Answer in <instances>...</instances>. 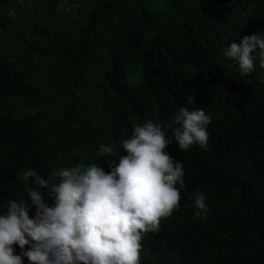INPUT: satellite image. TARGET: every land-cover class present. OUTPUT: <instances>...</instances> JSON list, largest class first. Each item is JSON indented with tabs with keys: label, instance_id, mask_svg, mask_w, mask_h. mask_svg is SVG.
<instances>
[{
	"label": "trees",
	"instance_id": "16d2710c",
	"mask_svg": "<svg viewBox=\"0 0 264 264\" xmlns=\"http://www.w3.org/2000/svg\"><path fill=\"white\" fill-rule=\"evenodd\" d=\"M67 1L71 12L61 0H0V204L27 198L28 168L110 171L137 124L172 136L179 107H203L207 148L166 146L184 162L186 188L145 234L141 264H264V57L256 50L254 71L241 74L223 56L244 35H264V0ZM197 189L206 218L193 215Z\"/></svg>",
	"mask_w": 264,
	"mask_h": 264
},
{
	"label": "clouds",
	"instance_id": "9594fccd",
	"mask_svg": "<svg viewBox=\"0 0 264 264\" xmlns=\"http://www.w3.org/2000/svg\"><path fill=\"white\" fill-rule=\"evenodd\" d=\"M256 50L264 57V35L254 33L231 42L223 56L248 74L255 69ZM173 119L172 136L161 123L137 124L120 141L126 154L111 160L110 171L95 162L59 167L51 177L24 171L27 198L0 204V264H24V257L28 264H141L145 234L158 232L161 220L180 208L186 188L184 162L166 146H208L212 116L203 107L181 106ZM115 152L100 145L103 157ZM44 189L53 203L45 200ZM206 198L202 190L193 193L194 217H207Z\"/></svg>",
	"mask_w": 264,
	"mask_h": 264
},
{
	"label": "rangeland",
	"instance_id": "374dc122",
	"mask_svg": "<svg viewBox=\"0 0 264 264\" xmlns=\"http://www.w3.org/2000/svg\"><path fill=\"white\" fill-rule=\"evenodd\" d=\"M76 5H77L76 3H72V5H70L67 0H61V3H60L61 9L64 8L66 11H69V12H71L70 9L76 7Z\"/></svg>",
	"mask_w": 264,
	"mask_h": 264
}]
</instances>
